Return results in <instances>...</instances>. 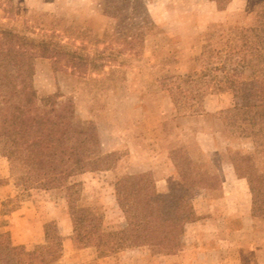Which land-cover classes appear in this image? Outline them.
Here are the masks:
<instances>
[{"label":"rangeland","instance_id":"1","mask_svg":"<svg viewBox=\"0 0 264 264\" xmlns=\"http://www.w3.org/2000/svg\"><path fill=\"white\" fill-rule=\"evenodd\" d=\"M247 3V0L235 3L231 0H0V26L16 28L29 37L52 38L76 54L102 53V58L107 60L103 72L85 74L67 68H63L66 72H54L47 60L24 61L26 72L33 80L37 105L48 110L54 94H59L58 104L70 98L76 113L74 120L95 126L102 158L97 165L99 171L82 174L61 189L50 193L31 191L29 199L22 200L30 206L17 203L23 191L14 185L18 178H13L22 171L28 175V163L14 159L0 161V204L11 199L18 205L15 217L35 219L29 220L28 225L12 226L14 244L18 239L28 242L15 246V254H21L25 246H33V253L37 258L44 257L45 264H67V261L95 264L91 260L94 248L89 243L73 244L78 230L70 223L69 205L88 207L103 236L118 239L130 229L127 215L117 203L116 191L147 184L153 186L164 204L186 200L192 207L193 215L174 227L178 250L185 254L165 260L153 256L148 249H132L103 264H242V255L247 251L246 264H264V223L251 222L243 210L252 203L254 193L264 199V179L234 183L227 168L232 155L252 153L254 149L225 133L222 135L219 127L210 128L206 117L193 115L216 104L227 105L234 97L219 99L210 94H187L185 114L172 119L168 96L150 86L154 77L151 69L161 60L174 59L176 64L191 57L188 50L193 42L185 39L186 31L200 27L208 31L213 41L209 44L214 50L228 48L225 28L228 10L232 13L230 18H237L239 12L247 9ZM240 28L237 33H230L236 36L235 42L245 41ZM221 31L224 33L220 34ZM135 33L145 36L141 55L133 49L127 51L130 37ZM120 62L124 63L120 72L125 73L126 81L118 85L107 81L106 75ZM60 66L64 67L65 63L61 61ZM174 68L187 70L189 66L181 64ZM118 76L114 74L115 78ZM166 120L169 122L163 126ZM2 143L9 145L12 157L11 144ZM171 144L180 147L169 154ZM151 167L157 171L155 176ZM172 168L179 177L170 172ZM259 169L263 172L264 166ZM185 184L190 185L191 191L187 192ZM171 211L164 207L161 212ZM31 227L34 230L42 227L43 231L35 233L34 238H26L25 235L32 233ZM231 235L235 239L233 245L226 242ZM213 237L221 242L211 245L209 241Z\"/></svg>","mask_w":264,"mask_h":264},{"label":"trees","instance_id":"2","mask_svg":"<svg viewBox=\"0 0 264 264\" xmlns=\"http://www.w3.org/2000/svg\"><path fill=\"white\" fill-rule=\"evenodd\" d=\"M144 39L143 33L133 34L127 51L133 49L141 55ZM99 55L76 54L52 38L29 37L16 28L0 26V142L8 141L12 158L29 165V174L14 181V185L23 191L17 199L18 204L29 199L31 191L50 193L82 174L99 171L97 165L102 158L95 126L74 120L76 113L70 98L58 104L59 94H54L50 97L52 103L48 110L37 105L33 80L26 72L24 61L27 58L50 61L54 72H66L63 68H67L80 74L99 73L107 67V60L102 58V53ZM61 61L65 63L64 67L60 66ZM122 67L124 63L120 62L106 75V80L118 85L124 83L126 77L120 72ZM174 67L175 60L170 58L153 66L150 86L166 93L178 114L183 113L185 93L247 92L244 108L226 109L218 114V118L227 136L247 141L254 149L235 161L237 178L264 179V171L259 169L264 166L261 162V157L264 158V11L254 14L252 25L246 31V43L240 48L214 50L210 44H205L195 58L191 73L179 74ZM115 73L119 75L116 78ZM116 195L118 205L127 215L129 233L109 240L94 223L88 207L70 204L68 217L72 227L78 230L73 238L75 244L89 243L98 259L132 249H148L153 255L160 256H170L178 251L174 227L193 215L188 201L164 204L153 186L147 184L122 187ZM16 206L11 199L1 206L0 264L34 261L33 254H15L12 249L8 220ZM164 207L173 212L162 213ZM251 214L264 219V199L255 193ZM45 263V259L36 261V264Z\"/></svg>","mask_w":264,"mask_h":264},{"label":"crops","instance_id":"3","mask_svg":"<svg viewBox=\"0 0 264 264\" xmlns=\"http://www.w3.org/2000/svg\"><path fill=\"white\" fill-rule=\"evenodd\" d=\"M235 2H237V0H231V3H235ZM247 4H248V6H247V9H245V10H243V11H241V13L239 12V17H235V18H230V15L232 14L229 10H228V14H227V16H226V21H225V23H226V27L225 28H227L226 29V33H228V34H226V41H227V46H228V48H233V49H235L236 47H239V46H242L243 44H245L246 43V31L251 27V25H252V22H253V16H254V14L256 13V12H259V11H264V0H247ZM229 5H230V3H229ZM228 5V6H229ZM154 8H155V6H154ZM240 16H241V21H240ZM242 21H243V23H242ZM236 26H238L239 28L240 27H243V32H244V37H245V41L243 40H241V41H239V42H235V37L236 36H231L232 34H230V33H237L236 32V30L237 29H239V28H237L236 30H234V28L236 27ZM230 29H233L232 31H230ZM238 31V30H237ZM240 31V30H239ZM224 32L223 31H221V33L220 34H223ZM189 36V37H188ZM208 36V31H205V30H203L202 28H200V27H197V28H195L194 30H192V31H186V37H185V39L187 40L188 39V41H190V40H192V44H191V46L190 47H193V48H190L189 47V52L191 51V57H189V59H188V61L187 62H183V61H178L176 64H175V67H176V65H177V67H180V65L182 64H185V65H187V66H189V69H187V70H180L179 68L178 69H175L176 70V72L177 73H179V74H189V73H191L193 70H194V66H195V58L201 53V51H202V47H203V45H205V44H209V43H211V44H213L212 42V39ZM234 39V40H233ZM194 40H195V43H194ZM240 48V47H239ZM191 58V59H190ZM163 93V92H162ZM164 94H166V93H164ZM187 94H210V95H208V96H210V97H212V98H224L225 96H230L231 98H233L234 97V101L233 102H231V103H228L227 105H222V104H216V105H214L213 107H208V109H206L205 111H202V112H197L196 111V113H194L193 115H199L198 117L200 118V119H203L204 117H206L207 118V122H208V124H210L211 126H210V128L212 127H219L220 128V130H221V134L223 135L225 132H224V128H223V125H222V123H221V121L219 120V118H218V114L220 113V112H222V111H224V110H226V109H229V108H233V107H235V108H244L245 106H246V104H247V92L246 91H236V92H228V93H224V94H218V95H216V94H211V93H185L184 94V97L187 95ZM167 95V94H166ZM168 96V95H167ZM168 99H169V97H168ZM170 100V99H169ZM170 102H171V100H170ZM171 105H172V109H173V115L171 116L172 117V119H174V118H176V117H178V116H180L181 114H178L177 113V111H176V109H175V107H174V105L172 104V102H171ZM197 107L198 108H202V106H200V105H197ZM185 113H183L182 115H184ZM188 115V114H187ZM170 120V119H169ZM169 121H164L163 122V126L165 125V124H167ZM155 128H156V125H155ZM201 134V133H200ZM222 135L221 136H219V138H221L222 137ZM203 138V137H202ZM239 140V139H238ZM241 143H245V144H248V145H250L251 147H252V145L249 143V142H247V141H241V140H239ZM212 143V145H213V151H216V149L215 148H217V147H215V143H214V141H212L211 142ZM9 145H7L6 143H2V142H0V161H3V160H5V161H10V162H13L14 160H13V158L11 157V154H10V150H9V147H8ZM176 147H180V145H173V144H171L169 147H168V153L169 154H171V152H173V151H175L174 149L176 148ZM185 150V152H186V154L184 155V156H186L187 155V149L185 148L184 149ZM218 150V149H217ZM246 154H249V153H244V154H241V155H232V157L231 158H229L227 161H228V165H227V168L229 169L228 170V176L233 180V182L234 183H238V184H245V183H247V181H248V179H239V178H237V175L235 174V168H234V164H235V161L237 160V159H239L240 157H242L243 155H246ZM175 156H178V155H175ZM190 160H192V159H190ZM260 160V159H259ZM258 167H259V165H258ZM151 168H153V169H151ZM150 169L151 170H153V175L155 176L156 175V173H157V171H156V169H155V167H151ZM160 168V167H159ZM158 168V169H159ZM157 169V170H158ZM170 172L175 176V177H179L178 176V173H177V170L176 169H174V168H172L171 170H170ZM27 175V172L26 171H22L21 173H17V175H15V176H13V178H19V177H22V176H26ZM9 178H12V177H10L9 176ZM12 178V179H13ZM185 186H186V190H187V192L188 191H191V189L192 188H189L190 186L189 185H187V184H185ZM248 194L251 196V192L249 191L248 192ZM252 199V198H251ZM4 201H2V203H3ZM2 203L0 204V210H1V206H2ZM19 204H26V205H28V206H30V203L29 202H24L23 203V201L22 202H20ZM251 209H252V203H249V204H247V206H245V207H243V210H244V212H245V215H246V217H247V219H249L251 222H254V221H259V222H263L264 223V219L263 218H259V217H253L252 216V214H251ZM15 213V212H14ZM14 213L13 214H11V216H10V218H9V220H8V231H9V233H10V237H11V243H12V249H14V247L15 246H22L21 244H28V242H24V243H22L23 241H20L19 239H18V241H16V242H18V243H15L14 244V240H13V236H12V226L15 224V225H17V224H19L20 226L23 224V225H28V221L30 220V221H35V219H34V216H27L26 217V219L25 220H21V218H20V216H19V218H18V216L17 217H15L14 216ZM11 219V220H10ZM18 221H20V223H17ZM23 221H25V222H23ZM231 222H229V224H230ZM233 224V223H232ZM19 229H22V228H19ZM31 232L32 233H30L29 235H25L26 236V238H34V234L35 233H38V232H40V231H43V229H42V227H41V229H38V228H36V230H34L32 227H31ZM23 234V233H22ZM19 242H21V243H19ZM219 242H221L220 240H218L216 237H213L212 239H211V241H209V243L211 244V245H215V244H217V243H219ZM227 243H229V245H233L234 243H235V239H233V235H231V236H229L228 237V239H227V241H226ZM73 244H75L74 242H73ZM203 246H205V244H203ZM33 249H34V247L32 246V247H30V246H25L24 248H23V251L21 252V254H24V253H31V254H33V258H34V261H32V262H30V263H27V264H36V261H39V260H43L42 258H44V257H42V258H37L36 256H35V254L33 253ZM14 251V250H13ZM15 253V252H14ZM90 254H93V251L90 253ZM185 254V252H182V250L180 249V250H178L175 254H173V255H170V256H160V255H153V256H155V257H159L158 259H165V260H167V259H177V258H181L182 257V255H184ZM248 254H249V251H247V252H244L243 253V255L242 256H244V257H242V260L243 261H241V263L242 264H246V256H248ZM117 257V255L116 256H113V257H108V258H96V253H95V249H94V258H92L91 260H93L92 262L93 263H95V264H103L104 262H108V261H114L115 260V258ZM218 257V256H217ZM212 258H213V256H212ZM68 263L67 264H76V262H72V261H67ZM51 264H54L53 262H51ZM79 264V263H78ZM85 264V263H84Z\"/></svg>","mask_w":264,"mask_h":264}]
</instances>
